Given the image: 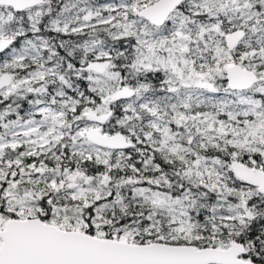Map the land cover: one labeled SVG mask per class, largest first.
Returning <instances> with one entry per match:
<instances>
[{
  "label": "snow or ice",
  "instance_id": "snow-or-ice-1",
  "mask_svg": "<svg viewBox=\"0 0 264 264\" xmlns=\"http://www.w3.org/2000/svg\"><path fill=\"white\" fill-rule=\"evenodd\" d=\"M0 264H264V0H0Z\"/></svg>",
  "mask_w": 264,
  "mask_h": 264
}]
</instances>
